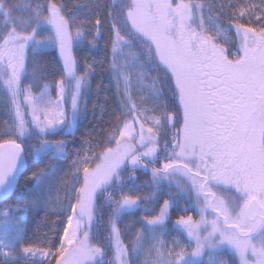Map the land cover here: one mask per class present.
I'll list each match as a JSON object with an SVG mask.
<instances>
[{
    "label": "snow or ice",
    "instance_id": "snow-or-ice-1",
    "mask_svg": "<svg viewBox=\"0 0 264 264\" xmlns=\"http://www.w3.org/2000/svg\"><path fill=\"white\" fill-rule=\"evenodd\" d=\"M98 64L117 109L69 155ZM0 109V264H264V0H0Z\"/></svg>",
    "mask_w": 264,
    "mask_h": 264
},
{
    "label": "trees",
    "instance_id": "trees-1",
    "mask_svg": "<svg viewBox=\"0 0 264 264\" xmlns=\"http://www.w3.org/2000/svg\"><path fill=\"white\" fill-rule=\"evenodd\" d=\"M13 2H19V0H13ZM104 43L101 41L100 45V51L96 53V56L98 59H103L104 58ZM73 55L76 56L78 62H80V67L81 69L83 68V58L85 57L86 53L83 51V49L79 50H74ZM58 58L57 53L55 50H48L47 55L43 58V64L48 65V64H55V60ZM91 59V57H89ZM108 65L105 64L103 68L97 65V70L93 74L91 78V87L86 91L85 96L82 98V107H83V101L87 102V109H88V116L87 119H82V121L79 123L78 127L75 129V137L68 136L66 137L69 143V147L65 150L66 152H70L71 149V141H74L75 139L79 140L84 138L85 136H88L90 133L92 134L93 138H95V133L100 131L101 127H105V131H109L110 128L107 127L108 123V117L109 114L112 113L114 110L117 109V103H118V97L115 94V84L112 81L109 72L107 70ZM59 77V68H49L48 71V78L45 81H41L40 84L41 86L43 83H55L56 80H58ZM97 85H100L99 89L97 88ZM69 105H70V99H69ZM95 106V107H94ZM92 109H97L96 112H100L101 116H103V119H101V116H96L94 117L92 113ZM103 110V111H101ZM98 118V121L96 120ZM100 118V120H99ZM6 119V114L5 112L0 109V121H3ZM91 122V125L88 126V124ZM115 123V121H113ZM90 128H92L90 130ZM83 134V135H82ZM60 137H57L59 139ZM101 143H103V140H101ZM99 151V150H97ZM29 171L31 170V164H32V159L29 158ZM27 175V172L25 173ZM137 180L135 181V189L133 191L134 196H139L141 199L144 197H149L152 194V191L154 189V185L152 184V177L151 173H143V172H137ZM24 179L21 178L20 180V188L17 190V195H19V191L23 185ZM131 186V185H129ZM127 191V189H125ZM164 191H167V188H164ZM119 197V194H118ZM15 198V197H13ZM163 201H159V203H162ZM11 203V201H5L4 203H0V208L4 207L6 204ZM103 203V201H101ZM151 205H144V207H150ZM180 207H183V204H180ZM111 208H101L100 212L97 214V218L100 216H103L104 218V225L107 226L108 224V216L112 213ZM158 211V209H157ZM194 217V219H198V216L193 212L191 213ZM143 215V208H141L135 216L132 215H125L119 222L120 227H121V232H122V238L124 237V226L129 225V224H134L136 225L133 229L132 232H135L138 230L139 225L136 223L138 222ZM177 213L173 212V219H175ZM42 221V219H41ZM40 220L34 221L33 223L27 225V230L29 235L33 234V232L36 231V226L37 224H41V230H46L47 228L44 226L45 224H42ZM97 231H103V228H98ZM132 233H128L127 235H131ZM108 233L104 232V237L107 238ZM166 239H170L167 238ZM125 243H129L127 239H125ZM113 259V254L111 252H108L104 258L105 264H109L110 261ZM145 261V258L141 257V259L138 261V264H143Z\"/></svg>",
    "mask_w": 264,
    "mask_h": 264
},
{
    "label": "rangeland",
    "instance_id": "rangeland-1",
    "mask_svg": "<svg viewBox=\"0 0 264 264\" xmlns=\"http://www.w3.org/2000/svg\"><path fill=\"white\" fill-rule=\"evenodd\" d=\"M49 50H50V49H49ZM56 53H57V56H58V52H57V51H56ZM51 85H54V83H51ZM50 91H51V94H52V96H53V99H55V88H54V86L50 89ZM96 110H97V109H92V113L95 111V116H96V114H97L98 117L101 116L102 113L100 114V112L98 113V112H96ZM95 116H94V117H95ZM96 120L98 121V118H97ZM99 120H100V118H99ZM90 125H91V122L88 124V126H90ZM91 129H92V128H90V130H91ZM98 132H99V131H98ZM83 139H84V138L79 139V140L75 139L74 141H71V144H70V145H71V149H70V152H68L69 155L74 154L75 151L78 150V149L80 148V145H81ZM97 150H99V149H97ZM69 165H70V162H69ZM69 165H65V167H68ZM24 185H25V180H24L23 185H22V187H21V189H20V191H19V194H20L21 191H26V189L24 188ZM4 207H5V206H4ZM44 216H45V213H44L43 211L39 212L38 215H37L36 213H30V214H28V216H27V220H26L25 224H23V225H21V226H22V227H27V225L33 223L34 221H38V220L41 221V219H43ZM34 217H35V218H34ZM50 219H55V217L50 216ZM41 222H42V221H41ZM120 222H121V221H120ZM136 223H137V221H136ZM44 226L47 228L49 225L45 224ZM27 232H28V230H27ZM28 235H29V233H28ZM29 236H31V234H30ZM167 241H168L169 244L171 243V240H170V239H167ZM94 242H95V241H94ZM144 248H145V253H146V250L149 248V245H148V244H145V245H144ZM142 257L145 258V259L148 258V257L146 256V254H142ZM152 258L154 259L155 257L153 256ZM143 264H144V263H143Z\"/></svg>",
    "mask_w": 264,
    "mask_h": 264
}]
</instances>
